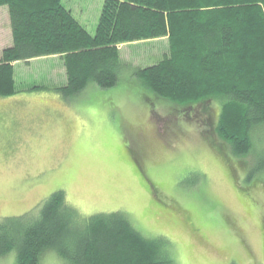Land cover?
<instances>
[{
    "label": "rangeland",
    "instance_id": "obj_1",
    "mask_svg": "<svg viewBox=\"0 0 264 264\" xmlns=\"http://www.w3.org/2000/svg\"><path fill=\"white\" fill-rule=\"evenodd\" d=\"M103 2L62 5L94 35ZM6 9L0 6V52L11 44ZM167 45L162 38L119 51L141 67L161 59ZM14 67L22 90L0 96V219L37 210L61 190L80 217L117 211L145 238H163L173 264H264V175L242 182L246 171L235 164L236 180L224 158L207 147L200 124L212 121L215 105L182 108L157 99L156 105L155 94L139 84L131 67L109 89L90 85L63 99L32 88L66 81L58 55ZM141 169L155 183L154 197L140 181ZM167 198L176 206L169 217L153 201ZM183 215L192 225L183 224ZM14 254L0 264H15ZM57 262L49 253L39 264Z\"/></svg>",
    "mask_w": 264,
    "mask_h": 264
},
{
    "label": "trees",
    "instance_id": "obj_2",
    "mask_svg": "<svg viewBox=\"0 0 264 264\" xmlns=\"http://www.w3.org/2000/svg\"><path fill=\"white\" fill-rule=\"evenodd\" d=\"M0 6L7 7L12 34L0 53V96L22 90L14 78L19 61L58 55L66 82L32 88L63 99L90 85L109 89L131 67L156 105H215L212 121L200 124L207 147L224 158L235 179V164L246 171L242 182L264 175V0H104L94 35L62 0H0ZM162 38L168 52L151 65L134 67L120 55L119 46ZM167 199L153 201L169 217L176 206ZM38 205L0 219V258L14 251L15 264H39L49 253L56 264L174 263L163 238H145L120 212L80 217L61 190ZM187 217L183 224H191Z\"/></svg>",
    "mask_w": 264,
    "mask_h": 264
},
{
    "label": "flooded vegetation",
    "instance_id": "obj_3",
    "mask_svg": "<svg viewBox=\"0 0 264 264\" xmlns=\"http://www.w3.org/2000/svg\"><path fill=\"white\" fill-rule=\"evenodd\" d=\"M140 175V177H141V179L142 180H140L141 181V183H143L144 185H145V188L148 190V192L154 197V195L155 194H153V192L151 191V188L149 187V185L145 182L146 180H145V178H143V175L140 173L139 174ZM188 218V217H187ZM187 218H185V220H187ZM184 222V221H183ZM187 224V223H186Z\"/></svg>",
    "mask_w": 264,
    "mask_h": 264
},
{
    "label": "crops",
    "instance_id": "obj_4",
    "mask_svg": "<svg viewBox=\"0 0 264 264\" xmlns=\"http://www.w3.org/2000/svg\"><path fill=\"white\" fill-rule=\"evenodd\" d=\"M6 10H7V9H6ZM8 18H9V17H8ZM6 23H7V22H6ZM7 24H8V29H7V30H8V32H9V29H10V23H7ZM10 35H11V36H10V41H11V43H12V34H11V32H10ZM10 41H9V42H10ZM10 45H11V44H10ZM10 45H8V46H10ZM5 48H6V47H5ZM3 49H4V48H3ZM0 53H1V52H0ZM0 57H1V56H0ZM35 60H36V59H31L30 61H35ZM30 61H29V62H30ZM18 63H19V62H15V63H13V67H14L16 64H18ZM14 68H15V67H14ZM65 82H66V81H64V83H65ZM64 83H62V84H64Z\"/></svg>",
    "mask_w": 264,
    "mask_h": 264
}]
</instances>
